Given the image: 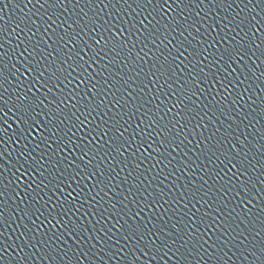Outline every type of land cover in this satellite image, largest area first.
<instances>
[{"label": "water", "instance_id": "water-1", "mask_svg": "<svg viewBox=\"0 0 264 264\" xmlns=\"http://www.w3.org/2000/svg\"><path fill=\"white\" fill-rule=\"evenodd\" d=\"M153 7L147 4L138 8L135 0H0V27L6 29V33L0 32V44L4 45L0 51L6 54L3 59L7 63V79L0 82V213L4 217L0 249H6L0 264H66L74 254H79L83 264H127L131 259L136 264H218L221 260L226 264H264V55L260 50H250L227 72L222 62H212L216 49L227 47L221 37L229 41L235 37L241 42L247 39L251 44L248 21L256 15L264 23V0H181L179 6L170 0V8L163 14L158 6L155 11ZM89 18L101 26L99 30L91 31L85 25L81 31L76 21L85 24ZM141 19L145 24L152 20L159 29L155 43L144 38ZM242 19L245 22L237 26ZM125 22H135L141 29L126 31L121 37L127 40L128 47L120 56L132 49L130 56L113 63V54L105 49L89 69L95 79L76 89L83 95L88 87L96 85V95L88 93L96 108L87 117V127L80 130L65 121L76 133L72 141L81 146L82 138L91 129L99 132L107 122V136H97L89 145L95 155L90 153L85 159L92 158L91 166L80 161L79 150L73 154L68 149L55 156L57 142L46 147L35 132L36 139H24L13 103L17 96L30 94L33 82V75L25 72L23 57L16 58L25 44H30L29 50L36 53L33 63L40 60L41 66L58 55L67 59L76 52L89 60L93 51L99 50L95 41L101 35L107 39L112 34L105 30L124 26ZM74 30L79 36L69 43L68 33ZM114 30L118 32L119 28ZM214 41L216 48L208 47ZM205 47L208 59H193V49L198 52ZM169 50V58L177 67L165 83L159 73L150 74L149 70L159 67L156 56H168ZM32 91L45 104L53 96L62 95L54 89L45 98L43 89ZM63 96L70 94L65 90ZM68 102L76 103L71 99ZM83 103L80 99L77 107ZM52 107L41 105L37 111L48 112ZM113 119L119 121L114 127ZM152 120L156 123L149 127ZM165 127L167 136L159 134ZM60 128L55 134L63 136L67 128ZM116 128L123 133L120 141L114 140ZM53 134L45 130V136ZM110 139L123 143V155L108 146ZM217 141L223 151L235 156L233 163L244 159L247 176L233 169L235 176L221 172V179L210 172L223 165L218 161L210 163L201 150L204 142ZM21 151L25 153L23 159ZM60 157L76 161L79 167L72 172L80 173L76 181L70 188L65 181L61 185L64 192L56 196L49 191V185L40 193L43 199L37 197L35 204H29L35 196L32 188L51 171L46 162ZM36 162L45 167L41 169ZM28 164H36L37 174L17 181V169L23 171L21 165L27 168ZM89 170L96 175L86 178L84 173ZM246 181H251L246 185L251 189L249 193L241 189ZM77 184L84 189L82 194L74 191ZM68 192L76 197L73 203L80 202L79 211L73 209L75 215L70 213L64 219L71 217L87 230L78 244L56 239L65 229L57 224L60 217L56 211L60 209L53 210L52 205ZM46 201L51 203L42 207ZM26 207L32 208L31 216L24 215ZM129 224H140L155 243L149 247V240H140L139 236L125 239Z\"/></svg>", "mask_w": 264, "mask_h": 264}, {"label": "snow or ice", "instance_id": "snow-or-ice-1", "mask_svg": "<svg viewBox=\"0 0 264 264\" xmlns=\"http://www.w3.org/2000/svg\"><path fill=\"white\" fill-rule=\"evenodd\" d=\"M54 2L55 0H53V3ZM89 2H91V0H89ZM117 2L119 3L120 0H117ZM123 2L127 3L128 0H123ZM172 2H175L179 6L181 0H172ZM201 2H203V0H201ZM213 2H216V0H213ZM250 2L251 0H249V3ZM135 3L137 4L138 8L142 6L147 7V4H154L153 11H155L156 6H158L161 10V14L168 11V9L170 8V0H135ZM105 7H108V5L105 4ZM245 7L247 8V4L245 5ZM254 9L255 6L252 10L254 11ZM124 11L126 12L127 9H124ZM133 11H135V9ZM113 15H116V13H113ZM149 15H151V13H149ZM257 15L259 14L257 13ZM85 16H87V13H85ZM49 19H51V17H49ZM144 19H147V17H145ZM144 19H141L139 21V24L142 25L144 29V33L142 34H144L145 39L151 41L152 43H155L156 39L158 38L157 32H159V29L156 28V24H154L152 20H149L148 23L145 24ZM153 20H155V17H153ZM261 20H264V17H262ZM244 22L245 20L242 19L238 22L237 26L239 25V23ZM76 23L79 25L81 31L84 30L85 25H87L91 31H97L101 27L100 25L96 24L95 21L91 18H89L85 22V24H80L79 21H76ZM156 23H159V21H157ZM248 23L250 24L248 32L252 33L253 35L251 44L247 42V39H245L244 42H241L235 40V37H233L231 41H229L226 36L221 37L222 42L224 44H227V47L216 49V53L212 54L213 64L222 62L227 66V68L224 69L225 72H227L228 68H231L232 63L242 60L244 58V55L250 50H260L261 54L264 55V31H262V29H264V23H261L260 20H257L256 15H253ZM17 27H19V25H17ZM114 27H118L119 31H115ZM133 30H135L136 32L141 31V29L137 27V24L135 22H132L131 24L125 22L124 26H109V28L106 29L105 32H111L112 34L108 36L107 39H105L104 35H101L100 39L95 41L96 45L99 46V50H94L93 55L89 60H84L83 56H80V54L76 52L73 54V56H69L67 59H65L63 55H58L57 58H54V61H49L48 63L43 64V66H41L42 62L40 60H37L35 63H33V59L35 58L36 53L29 50L31 47L30 44H25L24 50L22 52H19L16 58L20 59L21 57H23L25 63V72L33 75V82L31 88L28 89V92L30 94H21L17 96L15 102L13 103V107L15 108L17 115V122L18 124L22 125L21 133L23 134L24 139H27L28 137L36 139V137L33 136V133L35 132L37 133L40 141L46 144V147H51V142H57V150L55 152V156H59L60 153L66 152V150L68 149H70L73 154L77 150H79L82 153V155L80 156V161L85 165L91 166L92 158L85 159V157H89L90 153H92L93 156L95 155L93 149L89 147V145L92 143V141L96 140L97 136L101 138L107 136L108 133L107 131H105V128L108 127V124L107 122H105V125L100 128L99 132H95V128L91 129L88 135L82 138V140L84 141L83 146L72 141V136L76 135L75 132H72V127L79 126L80 130H82L84 127H87V124L89 122L87 120V117L91 115V112L96 108V105L92 104L88 99L89 92H92L93 96L96 95V92L94 91L96 87L95 84H92L90 87H88L83 95H81V93L76 89H78L81 85H84L86 82L95 79L89 69L92 67L93 63L97 62L96 58L100 55L101 52L105 51V49H107V52L113 54V63H116L119 60L130 56L132 49H129L128 53H126L124 56H120V52L128 47L127 40H121V37L125 34L126 31L132 32ZM184 31H187V28H185ZM0 32L6 33V29L0 27ZM180 35H183V32H181ZM247 35L248 33H245V37H247ZM78 36L79 32H75V30L73 31V33H68V42L71 43L72 41L76 40ZM2 38L3 37L0 36V39ZM63 39H65V37H61V40ZM167 39L168 37L165 35L164 40ZM113 41H115V43H113ZM6 42L10 43V41ZM163 42L164 41L161 40V43ZM169 43H171V41H169ZM110 44L112 45L111 47H109ZM3 47L4 45L0 44V49H3ZM17 47H19V45H17ZM180 47H183L182 42H180ZM208 47L216 48L215 41L212 44L208 45ZM208 47H205L198 52L196 51V49H193V52L195 53L193 59L199 60V57L201 56H204L205 59H208V57L205 56V53L208 52ZM13 51H15V49ZM5 55L6 54L4 52L0 51V82L7 79L4 75V69L7 67V63L3 59ZM171 55V50H169L168 56H164L163 53L157 55L156 61L159 63V67H155L154 70H149L150 74L159 73V78L164 79L165 83H167V79L172 78L177 67V65H175V61L169 58ZM180 55H183V52H181ZM136 57L139 59H143L142 57H140L139 53H136ZM44 59L47 58L45 57ZM69 59L72 60L71 64L68 63ZM189 63L191 64L192 60H189ZM199 63L202 64L203 61L200 60ZM12 67L14 68L15 65L13 64ZM105 67H107V65H105ZM200 71L203 72V68H201ZM73 73H75V75H73ZM205 75H208V73H205ZM77 81L78 83H76ZM0 88H3V83H0ZM33 88H35L37 92H40V90L43 89V92L41 94L45 98H47L48 94L53 92L54 89L61 92L62 95L61 97L53 96V99L49 101L48 104H45L44 100L40 99V97L32 91ZM65 90L70 94V96H63ZM69 99L75 100L76 103L68 102ZM80 99L84 100L85 103L80 104V106L77 107ZM2 100L3 98L0 97V101ZM49 104H51L53 107L48 112H43V110L37 111V109H41V105H43L44 108H48ZM169 111H171V109H169ZM68 112H70L71 115H68ZM77 112H79L80 115H77ZM177 115H179V113H177ZM81 117H84V119H81ZM66 120L71 121L72 127H68L65 124ZM118 123V120L113 119L111 126L114 127ZM155 123L156 121L152 120L149 124V127H151ZM61 125H64L65 128H67V131H64L63 136H58L55 134V132L62 130L60 128ZM45 130H47V132L49 133L54 134L45 136ZM93 132H95V135H92ZM70 133L71 135H69ZM159 134L167 136L169 134L168 129L166 127L161 128ZM122 135L123 133L120 132V129L116 128L114 140L120 141ZM65 138H67V142L65 141ZM208 140L210 141L211 137H209ZM107 143L114 152L118 153L119 155H123V152L121 151L123 143H114L112 139H110ZM97 147H99V145H97ZM201 151L206 154V159H208L210 163L213 161H218L219 165H223V167H219L218 169H210V172L215 176L220 177L221 172H224L225 176H228L229 173H232L233 176H235V173H233V169H235L237 172H240L241 175L247 176L248 165L245 164L244 159L242 158L241 160L237 161V163H233L235 156L231 154V151H223L218 141L214 144L204 142V147ZM20 155L21 159H23L25 153L21 151ZM221 157H223V159H221ZM65 160L66 162H62ZM36 164H39V167L41 169L45 167V164H40L39 162H36ZM36 164H28L27 168H25L24 165H21V168H23L24 170L21 171L20 168L17 169V172H19L20 175L16 177V180L19 182H23V178H26L29 175L37 174ZM238 164L240 165L239 168L237 167ZM46 165L51 169L49 175L41 179L34 188H32L31 184L28 185V187L32 188V191L35 193V196L31 201H29V204H35L37 202V197L43 199V197L40 196V193L43 192L45 187H49V185H51V187H49V191L52 192L53 196H56L57 193H63L64 188L61 185H63L64 182L67 181V186L70 188L72 186V183L76 181L77 177L80 174L79 172H75V174H72L73 169L79 166L76 164L75 160L66 159V157H60V159L53 158L47 161ZM57 165H59V167H57ZM61 169H63V171H61ZM225 169H227L226 172L224 171ZM241 169H243V171H241ZM81 171H83V169H81ZM57 173H59V175H57ZM84 174L86 178H90L92 176H95L96 172L89 170ZM101 175H104V173H101ZM262 175H264V173H262ZM49 177H51V179H49ZM220 178L223 179V177ZM231 179L232 177L230 176L228 180L229 183L231 182ZM236 179H239V177L237 176ZM248 183H251V181H246L241 184V189L245 193L251 192V189L246 186ZM74 191H77L78 194H82L84 189L79 184H77V187L76 189H74ZM2 195L3 193L0 192V196ZM29 195H32V193H29ZM237 195H239V193H237ZM252 195L255 196V193H252ZM75 199L76 197L72 195V192H68L63 200L55 205H52L53 210L60 209V211H56V216L60 217V219L57 220V224L65 229V232L60 236H57L56 239L63 240L66 244L68 240H71L73 243L78 244L83 239V236L87 231L85 228H81L80 224L71 219V217H69L68 219H64V217L69 216L70 213L73 216L75 215L73 209L79 211L80 202L73 203ZM201 199H203V197H201ZM50 203L51 201H46L45 204L42 205V207H48ZM248 203L250 204L251 200H249ZM66 205H70V207ZM26 209L24 211V215L31 216L33 214L32 208L26 207ZM35 211L39 213L40 209H36ZM49 214L51 215V213ZM3 223V213H0V224ZM55 226L56 225H53V227ZM152 235L157 234L153 233ZM136 236H139L140 240H149V245H147L149 247L155 243V241L151 239V236L148 233H144V229L140 224L127 225L126 235L124 238L129 239ZM167 247L168 244H165L164 248ZM4 251H6V249H0V257L3 256ZM164 254L167 255L166 252ZM17 264H19V262H17ZM66 264H83V261L79 258V254H74L73 258L70 261L66 262ZM127 264H136V261L135 259H131L128 260ZM148 264H150V262H148ZM218 264H226V261H218Z\"/></svg>", "mask_w": 264, "mask_h": 264}]
</instances>
